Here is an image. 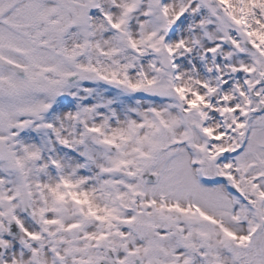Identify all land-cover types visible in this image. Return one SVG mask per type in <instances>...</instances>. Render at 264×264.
<instances>
[{"label": "snow or ice", "instance_id": "obj_1", "mask_svg": "<svg viewBox=\"0 0 264 264\" xmlns=\"http://www.w3.org/2000/svg\"><path fill=\"white\" fill-rule=\"evenodd\" d=\"M0 264H264V0H0Z\"/></svg>", "mask_w": 264, "mask_h": 264}]
</instances>
